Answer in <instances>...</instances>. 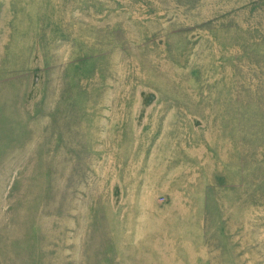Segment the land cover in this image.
Wrapping results in <instances>:
<instances>
[{
    "label": "rangeland",
    "instance_id": "rangeland-1",
    "mask_svg": "<svg viewBox=\"0 0 264 264\" xmlns=\"http://www.w3.org/2000/svg\"><path fill=\"white\" fill-rule=\"evenodd\" d=\"M0 264H264V0H0Z\"/></svg>",
    "mask_w": 264,
    "mask_h": 264
}]
</instances>
